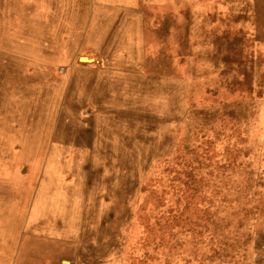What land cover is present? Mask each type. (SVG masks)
Segmentation results:
<instances>
[{"label": "rangeland", "instance_id": "rangeland-1", "mask_svg": "<svg viewBox=\"0 0 264 264\" xmlns=\"http://www.w3.org/2000/svg\"><path fill=\"white\" fill-rule=\"evenodd\" d=\"M142 2L0 0V264H264V0Z\"/></svg>", "mask_w": 264, "mask_h": 264}, {"label": "crops", "instance_id": "crops-1", "mask_svg": "<svg viewBox=\"0 0 264 264\" xmlns=\"http://www.w3.org/2000/svg\"><path fill=\"white\" fill-rule=\"evenodd\" d=\"M26 4L30 7L29 10H34V11L38 10L39 12L54 14L52 16V21L59 20L60 22L63 21L65 18L67 19L68 16L74 13H77V12H81L86 9L88 12L93 13L92 15L93 20H91L90 18V22H92L93 27H97V28L101 27L100 23L102 22L104 24H107L104 28L111 27L110 30L120 27L121 24H123L125 20L127 19V15H129L131 12H132V15L134 14L133 16L135 17L138 13L140 17V21H141L142 11H143L142 10V6H143L142 0L138 2V4L134 7V9H131V4L129 2L127 1L121 2V0H26ZM37 7L39 8L37 9ZM98 9L102 10L103 16H100V14H97V15L95 14L96 10ZM106 12H108L109 14L106 15ZM111 13L113 15H111ZM132 15L130 16V19L132 18ZM107 17L109 19H107ZM111 17L113 18L111 19ZM96 18H98V20H96ZM109 35L110 33L108 32V35H107L108 38H110ZM104 46L105 47L109 46V48L111 47L113 49L114 43L111 41L105 44ZM77 50L78 49L68 48V53L72 54L70 55L69 58H67L69 66H73L74 54H77ZM103 52L105 53L104 48L101 49L99 53H100V56L105 58ZM125 55L126 54L124 53L123 57ZM86 58L91 59L89 57H86ZM104 58L102 59L100 58L99 60L101 61ZM125 59L127 58L124 57L123 61H125ZM125 65L127 68V64ZM78 66L86 67L87 70H90L88 69L90 67H94L92 64H88V63H85V64L83 63L81 65H77V67Z\"/></svg>", "mask_w": 264, "mask_h": 264}, {"label": "water", "instance_id": "water-1", "mask_svg": "<svg viewBox=\"0 0 264 264\" xmlns=\"http://www.w3.org/2000/svg\"><path fill=\"white\" fill-rule=\"evenodd\" d=\"M82 59H85L83 60L84 62H88V59L86 57H83Z\"/></svg>", "mask_w": 264, "mask_h": 264}]
</instances>
